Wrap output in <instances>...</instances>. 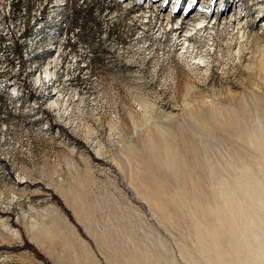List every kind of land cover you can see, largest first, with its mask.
<instances>
[{
	"label": "rangeland",
	"instance_id": "rangeland-1",
	"mask_svg": "<svg viewBox=\"0 0 264 264\" xmlns=\"http://www.w3.org/2000/svg\"><path fill=\"white\" fill-rule=\"evenodd\" d=\"M0 264H264V0H0Z\"/></svg>",
	"mask_w": 264,
	"mask_h": 264
}]
</instances>
